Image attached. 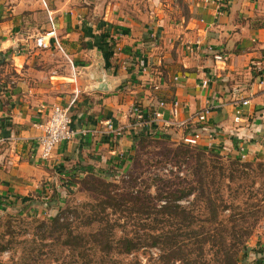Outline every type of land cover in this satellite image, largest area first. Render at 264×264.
I'll use <instances>...</instances> for the list:
<instances>
[{
  "label": "crops",
  "instance_id": "obj_1",
  "mask_svg": "<svg viewBox=\"0 0 264 264\" xmlns=\"http://www.w3.org/2000/svg\"><path fill=\"white\" fill-rule=\"evenodd\" d=\"M263 5L234 0L216 18L202 0H0V211L20 205L40 214L50 188L60 192L63 183L112 167L133 144L127 126L135 104L168 121L177 101V120L187 122L182 138L197 133L204 150L264 161ZM39 11L42 20L32 26L30 14ZM52 30L65 55L35 47V36ZM195 41L200 50L191 53L185 45ZM6 61L9 68L1 66ZM241 99L249 103L235 123ZM72 100L73 129H102L110 120L125 128L123 136L113 143L78 135L43 161L39 125L52 105ZM207 106L205 122L190 121Z\"/></svg>",
  "mask_w": 264,
  "mask_h": 264
},
{
  "label": "rangeland",
  "instance_id": "obj_2",
  "mask_svg": "<svg viewBox=\"0 0 264 264\" xmlns=\"http://www.w3.org/2000/svg\"><path fill=\"white\" fill-rule=\"evenodd\" d=\"M175 2L178 5L182 2L184 5V0H175ZM262 10L261 18L264 22V7ZM40 13L41 11L30 14L33 20L30 21L32 26H37L42 20ZM53 40H57L55 35L50 41L53 42ZM59 44L61 45L60 42ZM10 65L11 62L6 61L1 66L9 68ZM133 107L135 105L131 106L130 110ZM142 112L147 113L143 109ZM128 116L131 117L129 112ZM177 117L173 118L176 122H186L177 120ZM173 127L175 130L170 131ZM122 136L123 133L118 138L112 139V142L117 143ZM182 137V127L161 126L149 138L141 141L139 138H134L132 140L135 143L131 146V150H128V154H125L123 158L119 157L118 160H113L115 161L113 166L103 170L98 176L101 177V180L112 181L113 178L109 179V176L114 175L112 177H115L117 182L121 181L119 179L123 177L124 181L133 182L134 185L131 189L128 185L118 182L120 191L139 192L145 199L155 197L167 188L170 190H179L190 186L196 188L199 187L200 182L205 186L203 191H206V196L210 195L215 200L218 212L216 220L210 224L207 221L211 217V210L204 202H195V193L182 200V206L192 211L194 217L196 216L194 227L197 230H201L203 227L214 228L219 230L221 236H226L229 234L228 231L232 232L230 230L232 223L228 221V217L235 214L236 219L243 218L244 229H248L250 232L243 243L232 237L224 240L226 247L231 248L230 246L234 245V248H239L236 264H257L256 262L260 259H257V254L260 251L263 252L262 259L264 260V242L261 240L264 237V161L242 160L240 156H212L209 152L215 151L211 152L210 150H206L202 156L197 151L201 148L199 146L195 148V144H189L190 149L181 146L183 144ZM235 159H239L241 163L250 162L252 167L246 169L232 167L230 163ZM178 173L180 175L177 176ZM108 174L109 176H106ZM181 174L185 177L180 178ZM69 182L74 183L72 186L63 183L60 186V192H56L57 189L50 188L48 190L49 205H45V211L40 214L37 212L39 215L33 213L34 208L28 209L29 206H26L25 209V206L20 205L0 211V264H161L158 259L159 248L150 246L148 244L150 240L146 236L162 229V225H157L154 230L152 229L154 223L145 219L148 226L145 229L139 228L141 223L134 218H121L122 216L119 217V214H114L110 209L102 210L99 205L100 196L95 191L88 190L91 183L84 186L81 181ZM34 201L36 202L33 204L37 205L34 207L41 206L39 199ZM221 201H224V204H220ZM223 207L226 208L223 209ZM64 209L74 212L67 214V221L73 234L81 235L84 239L82 245H76L74 251L65 247L64 238H59L58 235L50 236L48 229L43 224L48 221L45 217L46 214L52 217ZM106 214L109 215L107 219L111 224L117 220L121 225L116 227L115 238L120 237L122 231L129 235L137 232L145 244L129 256L100 253L90 239V234L101 227L103 223L99 221L105 220ZM166 229L172 230L173 227L169 226ZM183 231V235L180 234L179 239L182 238V245L185 246L186 251H189L193 248L191 243L185 240L188 237L186 234L189 235V232L186 228ZM219 243L220 241H218ZM3 248L6 249L2 250ZM213 248L215 249L212 242L205 248V260L209 262L213 260ZM198 252L199 250L196 254Z\"/></svg>",
  "mask_w": 264,
  "mask_h": 264
},
{
  "label": "trees",
  "instance_id": "obj_3",
  "mask_svg": "<svg viewBox=\"0 0 264 264\" xmlns=\"http://www.w3.org/2000/svg\"><path fill=\"white\" fill-rule=\"evenodd\" d=\"M14 53L15 51L10 50L9 53ZM106 57H111V50L107 49L105 51ZM140 111L142 107L135 104ZM146 115V114H145ZM147 116V115H146ZM133 139L139 138L142 139L149 138L152 134H148L146 130L141 132H134ZM135 141H133V144ZM132 144V145H133ZM181 146L190 149L191 146L183 142ZM197 148V145H194ZM199 154L202 156L206 153V150L203 148L197 149ZM212 156L220 155L219 153L212 152ZM211 157V156H210ZM232 167H242L243 169L252 167V163H241L239 159L232 160ZM261 166V165H259ZM237 170V169H236ZM242 172V171H241ZM180 175L179 173L177 176ZM106 176H109L106 175ZM114 175H110V178H113L112 181L101 180V177L98 175L89 172L83 179L79 180L83 185H88L91 183L88 190L95 191L99 198V205L102 207V210L106 211L107 209L112 210L114 214H119L121 218H134L139 224V228L145 229L148 226V223H145L147 219L151 220L154 223L152 229H156L157 225H162V229H158L154 234H149L146 237L150 240L148 243L150 246L157 247L160 250L158 259L161 264H236V256L239 253V248H234V245H231V248H228L224 244L226 238H233L239 242H244L245 239L249 236L250 232L248 229H244L245 221L243 218L236 219V215H230L228 221L232 223L230 230L232 232H227L226 236H221L219 230L214 228L203 227L201 230H197L193 224H195V218L193 212L189 209L182 206L181 201L187 199L189 196L195 193V202L201 201L210 208L211 217L208 219V223L212 224L217 218V207L214 199L210 195L206 196L205 186L199 182V187H187L183 189L170 190L167 188L165 191L159 192L155 197H148L145 199L141 196L139 192L127 191L126 193L120 191L117 183L121 182L126 184L129 188L132 189L134 183L129 181H124L123 177L116 181ZM184 178L183 175L181 174ZM129 182V183H128ZM233 182V181H229ZM74 183V182H73ZM71 182L70 185L72 186ZM197 193V194H196ZM150 200V201H149ZM157 203H154V202ZM220 204H224V201H221ZM222 206V205H220ZM226 207H223V209ZM74 213L72 210L64 209L52 217H47L48 221L43 223L44 226L48 229L49 235H58L59 238H64L65 247L69 248L71 251H74L76 245H82L84 240L81 235L73 234L70 229V224L68 223L67 214ZM106 214L105 220L101 219L99 222L103 223L99 229L90 234V239H92L93 244L96 245L98 251L105 255H111L116 253L118 255L129 256L134 252L138 251L145 243H143L142 237L137 235L135 232L133 235H129L122 231V235L118 238H115L116 227L121 226L117 220H114L111 224ZM142 220V221H141ZM173 227L172 230L166 229V227ZM186 228L189 232V235L186 234L188 242L193 246L192 249L186 251L185 246L182 245V238L179 239L180 234L184 232ZM183 235V234H182ZM218 241L220 243L218 244ZM213 243V260L210 262L205 260V248L210 243ZM83 248V247H82ZM3 248L2 250H5ZM197 250L199 252L196 254ZM260 253H263L260 251ZM257 263V262H256ZM258 264V263H257ZM260 264V262H259Z\"/></svg>",
  "mask_w": 264,
  "mask_h": 264
},
{
  "label": "built area",
  "instance_id": "obj_4",
  "mask_svg": "<svg viewBox=\"0 0 264 264\" xmlns=\"http://www.w3.org/2000/svg\"><path fill=\"white\" fill-rule=\"evenodd\" d=\"M234 0H203L205 5L213 6L215 9V17L219 18L222 15H225L229 10L230 6L233 4ZM53 31L49 32L47 35H40L35 39V47L38 49H49L51 46L56 48L62 54L64 51L59 44L58 40H50L53 38ZM201 43L199 41H195L194 43H187L185 45L186 49L190 52L199 51ZM206 50L209 52H213L212 46H207ZM65 55V54H64ZM214 59L217 61H221L222 57L219 54H214ZM70 62V61H69ZM71 63V62H70ZM204 84H206L204 82ZM248 99H241L239 103H237L234 122L238 123L241 119V112L239 110V106H246L248 104ZM74 104V100L70 101L66 105H52L49 115L45 122L39 125L40 134L36 138L37 151L39 152V158L43 161H47L51 158L52 152L57 146L62 145L65 142L70 141L76 136H104L107 138H118L122 135L125 130L124 127L115 126L110 120H105L100 122V126L102 129H80L75 130L72 128V116H71V108ZM167 103L165 101L159 102V107H165ZM170 115L171 122L163 121L162 115L154 111L151 114L143 113L136 106L129 110L130 122L128 123L127 128L133 130V132H141L146 130L148 134H154L155 130L161 126H177V127H185L187 122L178 123L173 118L177 117L179 103L177 101H172L170 104ZM211 107L207 106L198 113H195L192 117V120H196L200 123L205 122L207 116L211 112ZM147 116H146V115ZM173 119V120H172ZM199 135L197 133H193V135H189L183 138V142L186 144L194 145L198 140ZM240 158L243 160L244 156L240 154ZM47 217H50L49 214H46ZM258 264L264 263L263 253H259L257 255Z\"/></svg>",
  "mask_w": 264,
  "mask_h": 264
}]
</instances>
